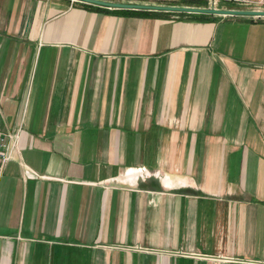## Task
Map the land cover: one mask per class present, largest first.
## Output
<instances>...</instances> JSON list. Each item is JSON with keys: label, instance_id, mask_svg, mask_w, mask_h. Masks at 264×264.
Wrapping results in <instances>:
<instances>
[{"label": "crops", "instance_id": "crops-1", "mask_svg": "<svg viewBox=\"0 0 264 264\" xmlns=\"http://www.w3.org/2000/svg\"><path fill=\"white\" fill-rule=\"evenodd\" d=\"M19 127L0 264H264V18L0 0Z\"/></svg>", "mask_w": 264, "mask_h": 264}, {"label": "built area", "instance_id": "built-area-1", "mask_svg": "<svg viewBox=\"0 0 264 264\" xmlns=\"http://www.w3.org/2000/svg\"><path fill=\"white\" fill-rule=\"evenodd\" d=\"M207 8H227V9H249L264 11V0H206ZM255 18H264V16H254ZM22 128L15 131H3L0 129V185L5 175L7 164L15 158L20 152V135ZM142 176L150 174V171L144 168L140 169ZM27 174L37 176L38 174L27 168Z\"/></svg>", "mask_w": 264, "mask_h": 264}, {"label": "water", "instance_id": "water-1", "mask_svg": "<svg viewBox=\"0 0 264 264\" xmlns=\"http://www.w3.org/2000/svg\"><path fill=\"white\" fill-rule=\"evenodd\" d=\"M76 1H82V2L97 4L105 7L120 8V9L171 10V11H182V12L264 16V11L262 10L207 8V7H196L189 5L146 4V3L120 2V1H110V0H76Z\"/></svg>", "mask_w": 264, "mask_h": 264}, {"label": "rangeland", "instance_id": "rangeland-1", "mask_svg": "<svg viewBox=\"0 0 264 264\" xmlns=\"http://www.w3.org/2000/svg\"><path fill=\"white\" fill-rule=\"evenodd\" d=\"M144 1L169 2V1H173V0H144Z\"/></svg>", "mask_w": 264, "mask_h": 264}, {"label": "trees", "instance_id": "trees-1", "mask_svg": "<svg viewBox=\"0 0 264 264\" xmlns=\"http://www.w3.org/2000/svg\"><path fill=\"white\" fill-rule=\"evenodd\" d=\"M182 2L185 3V4H188V3H189V2H187V1H185V0H182Z\"/></svg>", "mask_w": 264, "mask_h": 264}]
</instances>
